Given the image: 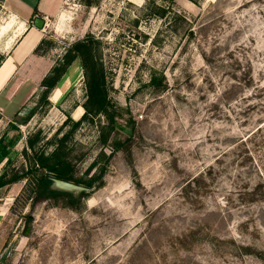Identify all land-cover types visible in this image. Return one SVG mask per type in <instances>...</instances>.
<instances>
[{
  "label": "rangeland",
  "instance_id": "1",
  "mask_svg": "<svg viewBox=\"0 0 264 264\" xmlns=\"http://www.w3.org/2000/svg\"><path fill=\"white\" fill-rule=\"evenodd\" d=\"M29 1L0 0V41L24 31ZM194 1L60 0L31 15L48 23L34 51L56 60L45 77L65 66L73 81L59 100L44 77L24 110L0 109V172L25 166L38 131L48 153L102 72L107 113L67 144L76 178L104 174L80 202L31 201L27 179L1 188L0 264H264V0Z\"/></svg>",
  "mask_w": 264,
  "mask_h": 264
},
{
  "label": "trees",
  "instance_id": "2",
  "mask_svg": "<svg viewBox=\"0 0 264 264\" xmlns=\"http://www.w3.org/2000/svg\"><path fill=\"white\" fill-rule=\"evenodd\" d=\"M195 3L194 0H191ZM36 47L40 48V45ZM75 48L81 55L82 61L85 65L86 57L91 52L87 39H83L75 45ZM6 55L0 53V62L5 59ZM75 55L66 59V66H68L74 59ZM66 70L65 66L55 67L52 73H57L55 76L45 77L44 86L47 89L53 88L60 77ZM156 77L153 76L150 79L152 84L156 83ZM87 101L83 104L85 109L81 118L78 121H74L68 114L67 118L62 122L60 128L46 141H43V145L52 144L54 147L46 153L42 145L39 142L43 140L40 135V131L36 132L26 140V147L23 149L22 154L25 158V166L21 169L9 168L11 161L8 159L6 166L0 172V189L11 183L18 182L22 179H27V187L29 188V199L31 201H43L48 199H54L59 195L68 197L71 200H82L87 196L85 191H80L79 195L74 196L70 191L60 190L53 187V178L62 179L66 181H72L76 184H82L85 188H91L96 180L103 177V171L92 175L87 180L78 179L74 176L73 164L69 159L68 138L73 130L80 124V121L86 119L92 111L94 113H107L106 90L103 81L102 72L97 73L89 82L87 90ZM112 120V118L108 117ZM69 121H72L70 129L62 133L59 136V132L63 129ZM5 155V153H4ZM73 204V203H72ZM30 217V216H28Z\"/></svg>",
  "mask_w": 264,
  "mask_h": 264
},
{
  "label": "crops",
  "instance_id": "3",
  "mask_svg": "<svg viewBox=\"0 0 264 264\" xmlns=\"http://www.w3.org/2000/svg\"><path fill=\"white\" fill-rule=\"evenodd\" d=\"M46 1L32 0L24 4L22 7L24 12H21L22 19H20V25H24V31L18 35L8 48L6 46L9 41H0V48L2 47L6 53L5 60L0 65L1 110L16 109L18 110L17 112L24 110L29 96L35 94L38 90L32 84L34 83L36 86H39L54 66L56 61L54 58L41 60L37 55H34L36 47L46 38V27L48 26L46 19H44L45 25L41 29L29 24V18L36 11L42 12L46 17L57 14V4L60 0ZM3 66H6L8 69L6 74L2 73ZM70 76L71 73H64L51 90L52 93L57 87L61 89L65 87V89L61 90L62 93L59 100L64 98L67 92L65 90L69 86L67 84L68 81L69 84L71 82ZM48 99L51 100L50 98Z\"/></svg>",
  "mask_w": 264,
  "mask_h": 264
},
{
  "label": "water",
  "instance_id": "4",
  "mask_svg": "<svg viewBox=\"0 0 264 264\" xmlns=\"http://www.w3.org/2000/svg\"><path fill=\"white\" fill-rule=\"evenodd\" d=\"M33 25L40 29L43 28L45 25L44 18L35 17L33 19ZM53 186H55L56 188L60 190H65V191H75V190L82 191L85 189L84 186L78 185L72 181H66V180L57 179V178H53Z\"/></svg>",
  "mask_w": 264,
  "mask_h": 264
},
{
  "label": "bare ground",
  "instance_id": "5",
  "mask_svg": "<svg viewBox=\"0 0 264 264\" xmlns=\"http://www.w3.org/2000/svg\"><path fill=\"white\" fill-rule=\"evenodd\" d=\"M68 19H69V17H67V14H66L65 12H61V13L59 14V17H58L57 30H60V29L65 25V23H66V21H67ZM10 24H11V23H9L8 25H10ZM19 28L22 29V26L20 25ZM11 42H12V40H10V41L7 43V46H8V47L10 46ZM7 72H8L7 67H6V66H3L2 73L6 74ZM78 73H79V71H78ZM75 75H78V74H75ZM75 77H76V76H74V78H75ZM70 80L73 81V76H72V74H71V76H70ZM67 84H69V81H68ZM62 89H65V87L62 88ZM62 89L59 88V87H57V89H56V94H57L58 96L61 95V93H62L61 90H62Z\"/></svg>",
  "mask_w": 264,
  "mask_h": 264
},
{
  "label": "built area",
  "instance_id": "6",
  "mask_svg": "<svg viewBox=\"0 0 264 264\" xmlns=\"http://www.w3.org/2000/svg\"><path fill=\"white\" fill-rule=\"evenodd\" d=\"M74 2V0H64V3L66 4V5H70L71 3H73Z\"/></svg>",
  "mask_w": 264,
  "mask_h": 264
}]
</instances>
